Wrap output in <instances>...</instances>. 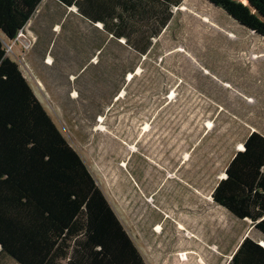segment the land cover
<instances>
[{
    "label": "rangeland",
    "instance_id": "obj_1",
    "mask_svg": "<svg viewBox=\"0 0 264 264\" xmlns=\"http://www.w3.org/2000/svg\"><path fill=\"white\" fill-rule=\"evenodd\" d=\"M174 12L134 73L117 86L99 87L104 100L92 95V101L60 103L52 92L57 87L43 86L40 95L29 83L147 264H162L178 216L186 227L207 213L215 185L247 135L264 136V0H183ZM2 41L23 70L26 29L14 44ZM91 72L99 71L83 75ZM219 216L203 234L221 248L227 225L230 242L239 228Z\"/></svg>",
    "mask_w": 264,
    "mask_h": 264
},
{
    "label": "trees",
    "instance_id": "obj_2",
    "mask_svg": "<svg viewBox=\"0 0 264 264\" xmlns=\"http://www.w3.org/2000/svg\"><path fill=\"white\" fill-rule=\"evenodd\" d=\"M40 1L0 0V262L4 257L15 264H147L82 157L6 54L2 37L12 42ZM56 1L93 19L101 20V11L111 13L109 0H86L84 7V0ZM174 3L179 1L166 0L161 27L171 20ZM114 18L108 27L100 23L112 40L108 46L120 52V68L113 69V84H119L140 66L160 33L154 25L128 31L124 18ZM242 146L211 199L235 218L250 220L264 236V136L253 131ZM228 264H264V246L246 237Z\"/></svg>",
    "mask_w": 264,
    "mask_h": 264
},
{
    "label": "crops",
    "instance_id": "obj_3",
    "mask_svg": "<svg viewBox=\"0 0 264 264\" xmlns=\"http://www.w3.org/2000/svg\"><path fill=\"white\" fill-rule=\"evenodd\" d=\"M109 1L111 13L106 12L103 14L101 11V20L93 19L91 15L84 13V11L80 13L73 5L64 6L56 0L40 1L35 12L23 28L26 29V42L30 44V47L22 53V61L25 68L23 70L28 71V77H26L19 66L28 84L30 82L34 84L37 90L41 92L40 95H44L41 87L51 86L57 87L55 90L52 89V92L57 96L54 99L60 103L92 101V95L94 98H98L97 93L102 92L98 91L99 87L112 86L113 69L117 71L120 68V52L111 45L110 47L108 46V43H111L112 40L104 33L100 21L108 27L115 23L116 19L114 17L118 14L121 19L124 18L126 30L128 31L152 28L154 25L156 32L158 28L160 34L156 39L154 38L149 50H146V54H149L155 41L166 31L174 16V11L183 2V0H178V5L174 3L177 6L172 9L171 20L164 27H161L159 22H166V0ZM85 4L86 0L82 3L83 7ZM124 4L127 8L122 11L121 6ZM130 15L132 16L130 19L125 17ZM145 22L146 25L144 24ZM122 41L124 42V40ZM18 50L19 47L16 45L15 54L18 53ZM18 54H21V51ZM86 69L99 72L98 74L91 72L86 78L83 75ZM114 85L117 86V80H115ZM75 86L79 87V89L77 90ZM83 88H86V90H81ZM80 90L81 92H79ZM48 91L50 92L49 89ZM98 99L104 100V97H99ZM38 100L42 101L39 98ZM239 150H243L242 145ZM210 202L212 206L207 210V213H204L201 217L197 216L198 219L197 217L190 218L191 221L186 227L179 222L180 220L182 221V215L176 218L174 227L176 238L170 250H166L169 253L161 259L162 264H228L246 237L264 246V236L254 229V224L250 220H239L221 206L216 205L212 199ZM214 214H216L217 218L219 214V217L228 220L229 223L236 222L239 228V231L235 233L234 240L230 242V225H227V228L223 231L221 248L217 247L218 240L209 241L203 234L205 230L207 231L214 224H210V221L217 219ZM199 219L206 222L207 226L203 225L202 222H198ZM202 226L206 228L203 230ZM198 227L200 228L199 231ZM158 228H160L159 225L155 229L161 234L162 228L159 230ZM210 231L212 232V230ZM251 232H257V237H251ZM162 249L158 251L159 257L163 255ZM153 255L154 253H152L150 260L155 259ZM142 256L149 262L147 255L142 254ZM2 258L4 261L6 260V258Z\"/></svg>",
    "mask_w": 264,
    "mask_h": 264
},
{
    "label": "built area",
    "instance_id": "obj_4",
    "mask_svg": "<svg viewBox=\"0 0 264 264\" xmlns=\"http://www.w3.org/2000/svg\"><path fill=\"white\" fill-rule=\"evenodd\" d=\"M22 31H23V30L19 31V33H18V35L16 36V38L12 41L13 44H14L15 41H17L18 36L21 34Z\"/></svg>",
    "mask_w": 264,
    "mask_h": 264
},
{
    "label": "bare ground",
    "instance_id": "obj_5",
    "mask_svg": "<svg viewBox=\"0 0 264 264\" xmlns=\"http://www.w3.org/2000/svg\"><path fill=\"white\" fill-rule=\"evenodd\" d=\"M196 16H197V15H196ZM204 20H205V19H204ZM200 21H201V20H200ZM203 23H204V21H203ZM203 25H207V24L204 23ZM213 27H214V26H213ZM249 32H250V31H249ZM228 37H229V36H228ZM210 39H211V38H210ZM252 54H253V53H252ZM247 56H248V55H247ZM253 57H254V56H253ZM240 148H241V146H240Z\"/></svg>",
    "mask_w": 264,
    "mask_h": 264
}]
</instances>
